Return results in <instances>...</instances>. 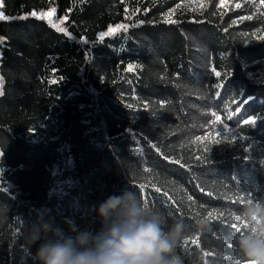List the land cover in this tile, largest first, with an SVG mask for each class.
<instances>
[{
    "label": "trees",
    "instance_id": "1",
    "mask_svg": "<svg viewBox=\"0 0 264 264\" xmlns=\"http://www.w3.org/2000/svg\"><path fill=\"white\" fill-rule=\"evenodd\" d=\"M0 13V264H34L23 219L85 227L131 188L187 225L170 259L245 264L235 216L264 201V0H0Z\"/></svg>",
    "mask_w": 264,
    "mask_h": 264
},
{
    "label": "clouds",
    "instance_id": "2",
    "mask_svg": "<svg viewBox=\"0 0 264 264\" xmlns=\"http://www.w3.org/2000/svg\"><path fill=\"white\" fill-rule=\"evenodd\" d=\"M92 210L87 226L69 224L67 230L49 215L23 219L21 250L34 264H180L169 257L185 238L187 225L182 219L169 225L165 214L150 208L137 191L110 195ZM236 216L250 225L236 244L245 264H264V201L248 200ZM208 228L207 221L196 222L198 232Z\"/></svg>",
    "mask_w": 264,
    "mask_h": 264
},
{
    "label": "snow or ice",
    "instance_id": "3",
    "mask_svg": "<svg viewBox=\"0 0 264 264\" xmlns=\"http://www.w3.org/2000/svg\"><path fill=\"white\" fill-rule=\"evenodd\" d=\"M54 11V10H53ZM31 15H33V16H37L38 18H40V19H44V18H49V20L51 19V14L50 13H40L39 15L36 13V12H32L31 13ZM6 17H4V15H3V13H0V19H5ZM63 21H61V23H62ZM167 22H170V23H172V22H174V21H171V20H167ZM55 26V25H54ZM120 27H124L123 25H121ZM59 31H61V32H64L65 31V29L64 28H59ZM0 39H2V38H0ZM131 67V66H130ZM216 75L217 76H219L220 75V73H216ZM0 84H2V78H0ZM0 94H2V92H0ZM220 119V117H217V120H219ZM253 121L252 120H245L244 121V123H252ZM218 142V141H217ZM209 216L211 217L212 216V213H209ZM235 219L238 221V217L237 216H235ZM233 227H235V225H233Z\"/></svg>",
    "mask_w": 264,
    "mask_h": 264
}]
</instances>
